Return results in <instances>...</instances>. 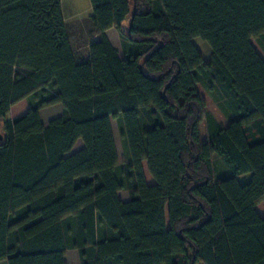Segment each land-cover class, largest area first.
<instances>
[{
  "label": "trees",
  "instance_id": "trees-1",
  "mask_svg": "<svg viewBox=\"0 0 264 264\" xmlns=\"http://www.w3.org/2000/svg\"><path fill=\"white\" fill-rule=\"evenodd\" d=\"M89 2L78 61L60 0H0V263L264 264V0Z\"/></svg>",
  "mask_w": 264,
  "mask_h": 264
},
{
  "label": "rangeland",
  "instance_id": "rangeland-1",
  "mask_svg": "<svg viewBox=\"0 0 264 264\" xmlns=\"http://www.w3.org/2000/svg\"><path fill=\"white\" fill-rule=\"evenodd\" d=\"M60 3L62 8V13L66 21V30L70 40V44L72 46V49L75 51L76 59L80 61L83 59L81 55H83L82 54L83 51L86 50V46L94 39L92 34L93 27L89 22V16H88L90 11L89 10L90 2L89 0H60ZM250 43L254 47L256 52L259 54V56L264 60V53L259 47L258 42L254 39H251ZM193 44L195 45V47L197 48V50L200 52V54L204 59H206L210 55L211 53L210 48L205 42L196 38L193 40ZM119 53L121 56L123 55L122 48H120ZM205 98L207 101V110L216 118V120L222 126H226L228 120L224 115V113L222 112L219 103L215 100H212L211 102L209 101V99H207V97ZM56 112H57L56 115H60L61 107L59 106L57 107L55 105L52 106L51 110L50 107L41 110L39 112V115L42 124L46 126L48 122H50V113H53L52 115L54 116ZM10 116L11 115H8L7 118L10 119ZM111 125H112V131H113L118 159L119 162L122 163L124 160V149H123L119 129L116 121L112 120ZM200 133L202 140H205L206 139L205 122H202L200 124ZM2 134H3L2 125L0 124V135ZM78 145H80V143L75 145L73 151H76ZM211 162H212L214 180H221L228 178L230 176L229 170L227 169L226 165L217 155L215 154L212 155ZM143 171L146 177V182L148 185H150L153 181L147 171L146 163H143ZM250 176H251L250 174L240 176L238 178V181L241 184H244L247 181H249ZM124 192L120 193V195L123 194L122 196L126 197L127 193L125 192L124 195ZM3 264H6V262H3Z\"/></svg>",
  "mask_w": 264,
  "mask_h": 264
},
{
  "label": "crops",
  "instance_id": "crops-1",
  "mask_svg": "<svg viewBox=\"0 0 264 264\" xmlns=\"http://www.w3.org/2000/svg\"><path fill=\"white\" fill-rule=\"evenodd\" d=\"M90 11H89V17H90V15H91V7H90V9H89ZM63 14V13H62ZM64 17V16H63ZM64 21H65V18H64ZM65 24H66V21H65ZM93 31V30H92ZM92 34H93V40H92V42H90L87 46H86V50H84L83 51V55H81V57L82 58H87V56H88V54H89V46L92 44V43H94V42H96V41H98L99 40V38H100V35L97 33V32H95V31H93L92 32ZM105 36L107 37V39L109 40V42L111 43V45L118 51V54H119V57L120 58H124V55H120V48H121V39H120V36H119V33H118V31L115 29V28H111V29H109V30H107L106 32H105ZM71 45V44H70ZM72 47V46H71ZM73 50V49H72ZM73 53L75 54V51L73 50ZM122 54V53H121ZM57 107L59 106V107H61L60 105H56ZM52 109V107H50V110ZM61 110H62V108H61ZM53 113H50V121L51 120H53L54 118H56V117H58L59 115H56L57 114V112L55 113V115L53 116L52 115ZM61 114V113H60ZM112 126V125H111ZM80 143V145H78V148L76 149V151H73L74 150V148H73V150H72V153H74V152H77V151H79V150H81L82 149V147H83V145H82V142L81 141H78L77 143H76V145L77 144H79ZM75 147V146H74ZM145 179H146V177H145ZM152 181H153V179H152ZM154 184V181L150 184V185H153ZM122 192H124V191H121V192H119L118 193V197H119V199L121 200V201H123V202H127L128 201V199H129V196H128V193H127V196L126 197H123L122 195H120V193H122ZM125 192H124V195H125ZM70 258V259H69ZM64 260H65V262H66V264H80V260H79V255H78V252L77 251H75V250H70V251H67L66 252V254H65V257H64ZM0 264H3V263H0Z\"/></svg>",
  "mask_w": 264,
  "mask_h": 264
},
{
  "label": "water",
  "instance_id": "water-1",
  "mask_svg": "<svg viewBox=\"0 0 264 264\" xmlns=\"http://www.w3.org/2000/svg\"><path fill=\"white\" fill-rule=\"evenodd\" d=\"M0 140H1V137H0Z\"/></svg>",
  "mask_w": 264,
  "mask_h": 264
}]
</instances>
